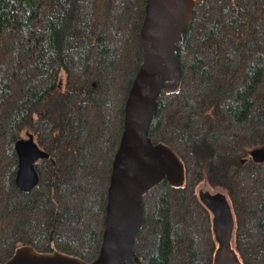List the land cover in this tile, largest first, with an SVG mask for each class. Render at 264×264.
<instances>
[{
  "label": "trees",
  "instance_id": "1",
  "mask_svg": "<svg viewBox=\"0 0 264 264\" xmlns=\"http://www.w3.org/2000/svg\"><path fill=\"white\" fill-rule=\"evenodd\" d=\"M146 0H0V264L23 245L93 261L113 159L143 57ZM181 89L162 92L149 135L183 160L180 187L143 198L141 264H213L197 187L226 191L243 264H264V0H203L185 33ZM27 136L26 138L24 136ZM50 153L30 191L17 145ZM54 163H53V160Z\"/></svg>",
  "mask_w": 264,
  "mask_h": 264
},
{
  "label": "water",
  "instance_id": "2",
  "mask_svg": "<svg viewBox=\"0 0 264 264\" xmlns=\"http://www.w3.org/2000/svg\"><path fill=\"white\" fill-rule=\"evenodd\" d=\"M201 1L146 0L141 28L143 57L125 105L124 128L113 159L105 229L97 258L87 261L60 250L45 252L23 245L4 264L142 263L135 244L144 226L143 198L163 181L180 187L186 180L185 164L179 154L164 142L155 143L149 128L160 94L181 89V47ZM17 152V184L23 191H30L38 182L35 161L49 158L50 154L32 140L19 142ZM251 156L255 161H264V149L252 152ZM199 197L212 214L218 244L213 264H243L233 245L236 222L227 194L202 192Z\"/></svg>",
  "mask_w": 264,
  "mask_h": 264
},
{
  "label": "rangeland",
  "instance_id": "3",
  "mask_svg": "<svg viewBox=\"0 0 264 264\" xmlns=\"http://www.w3.org/2000/svg\"><path fill=\"white\" fill-rule=\"evenodd\" d=\"M25 138L27 137L26 135L24 136ZM27 139V138H26ZM205 191V192H210V193H217V192H223L226 193L224 189L221 187H212L208 181H203L198 187L197 191ZM234 245V242H233Z\"/></svg>",
  "mask_w": 264,
  "mask_h": 264
},
{
  "label": "flooded vegetation",
  "instance_id": "4",
  "mask_svg": "<svg viewBox=\"0 0 264 264\" xmlns=\"http://www.w3.org/2000/svg\"><path fill=\"white\" fill-rule=\"evenodd\" d=\"M33 142V141H32ZM38 147V146H37ZM39 148V147H38ZM41 149V148H40ZM43 150V149H42ZM47 152V151H46ZM50 154V153H49ZM51 157V156H50ZM49 157V158H50ZM49 158H46V159H49ZM39 159H37L36 161H35V164H36V162L38 161ZM52 160H53V158H52ZM53 163H54V160H53ZM35 169H36V167H35ZM37 171V170H36ZM38 173V172H37ZM198 192V194L200 195L202 192H205V191H197ZM235 222H236V220H235ZM236 226V225H235Z\"/></svg>",
  "mask_w": 264,
  "mask_h": 264
}]
</instances>
